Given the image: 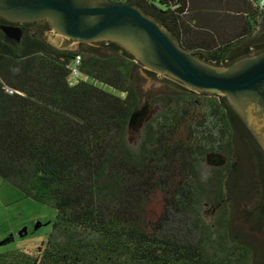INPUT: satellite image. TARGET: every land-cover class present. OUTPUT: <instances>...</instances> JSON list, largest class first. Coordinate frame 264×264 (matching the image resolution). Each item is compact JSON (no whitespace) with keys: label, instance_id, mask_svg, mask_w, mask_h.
<instances>
[{"label":"trees","instance_id":"1","mask_svg":"<svg viewBox=\"0 0 264 264\" xmlns=\"http://www.w3.org/2000/svg\"><path fill=\"white\" fill-rule=\"evenodd\" d=\"M125 3L214 65L264 45L256 0ZM18 27V40L0 31V180L55 218L34 253H0V264H253L252 248L229 234L225 187L241 144H251L222 101L179 86L157 92L129 141L139 103L131 57L112 43L57 50L40 37L45 24ZM74 54L81 61L71 84ZM211 155L219 163L209 165Z\"/></svg>","mask_w":264,"mask_h":264},{"label":"water","instance_id":"2","mask_svg":"<svg viewBox=\"0 0 264 264\" xmlns=\"http://www.w3.org/2000/svg\"><path fill=\"white\" fill-rule=\"evenodd\" d=\"M2 34L18 40V25L43 22L48 32L91 45L112 43L145 69L185 89L223 99L264 151V52L228 66L214 65L182 49L163 26L127 3L107 0H0ZM64 50V49H62ZM148 108L133 112L137 135Z\"/></svg>","mask_w":264,"mask_h":264},{"label":"rangeland","instance_id":"3","mask_svg":"<svg viewBox=\"0 0 264 264\" xmlns=\"http://www.w3.org/2000/svg\"><path fill=\"white\" fill-rule=\"evenodd\" d=\"M107 1L125 3L127 0ZM258 30H260V27H257L254 32ZM263 32L264 30H262ZM3 36L8 40H14L12 36L9 37L4 34ZM40 37L52 48L63 49L62 45L65 39L52 35L48 31L42 32ZM154 77L155 79L151 80L138 67L135 68L131 77L139 97V103L134 112L148 108L145 119H148L153 112V108L150 106L151 98L157 92L163 90L160 83L156 81V79L160 78L159 74L155 73ZM88 82L111 95H119L110 87L91 80ZM128 137L129 141H133L136 135L128 129ZM241 151L246 164L241 166L239 172L233 166L225 185L226 189L231 188L227 204L230 212L229 234L235 241H245L252 248L255 255L253 264H264V214H259L256 210H253L255 203L253 202L254 199L251 200L252 197L260 192V188L255 181L257 170L252 169L251 162L254 160L249 159L246 154L247 150L242 147V144ZM207 161L209 165H216L219 163V158L216 155H211ZM0 185H2V188H0V195H2V198H0V253L20 250L32 254L41 242H45L55 218V211L48 206L23 197L18 190L9 186V184L0 182ZM2 203L5 204V207H3ZM249 211H251L249 217L246 216L248 217L247 219H242L245 212ZM216 215V209L212 207H208L205 210V217L210 222H215Z\"/></svg>","mask_w":264,"mask_h":264},{"label":"flooded vegetation","instance_id":"4","mask_svg":"<svg viewBox=\"0 0 264 264\" xmlns=\"http://www.w3.org/2000/svg\"><path fill=\"white\" fill-rule=\"evenodd\" d=\"M36 24L43 25L45 23L37 22ZM263 37H264V32H263ZM99 43H103V42H96V43H92L91 45H88V44H84V43H80V42H72V41H69V40H65L63 45H62V47H63V49L65 51L72 52L74 50L84 49L87 46H94V45L99 44ZM262 44H264V39H263ZM260 52H264V45L261 46V45H259V43H256L254 45H250L249 48L247 49V52H245V53H243L241 55L235 56L230 61L225 62V64L223 66H228L229 64H231L233 61L237 60L238 58H241V57H244V56H250L252 54H258ZM136 64L138 65V68H140L149 78H151V80L155 79V77H154L155 73L154 72L145 69L143 66H141L138 63H136ZM156 81H158L160 83L161 89H163V90L176 88L177 86H179L181 88H184L179 83L175 82L174 80H170V79H168L166 77H160V78L156 79ZM197 94L205 95V94H202V93H197ZM205 96H209V95H205ZM210 97H214V98L222 101V103L226 106V104L224 103V101H223V99L221 97L215 96V95H210ZM226 107L231 111V113L240 122V124L242 125V127L244 128V130L246 132L247 138H249L248 141L251 144V146H248V147L245 148V150H247L246 154L248 155L249 159L251 158V160H254V161L251 162V165L253 167L252 168L253 170H257V173L255 175L256 176L255 177V181L258 182L257 184L259 186H262V192H259L256 196H254L256 198L252 197L251 200L254 199L253 202L255 203V205L253 207V210L257 207L256 211L257 212L260 211L261 214L263 215L264 214V151L261 148V146L257 143V141L255 140L253 135L250 133V131L243 124V122L239 119V117L236 116L233 113V111L228 106H226ZM246 162H248V161H246ZM243 164H246V163L244 162V158H243V155L241 153L237 157H235L234 161L231 163V168H233V166H235V168L239 172L241 170V166Z\"/></svg>","mask_w":264,"mask_h":264},{"label":"built area","instance_id":"5","mask_svg":"<svg viewBox=\"0 0 264 264\" xmlns=\"http://www.w3.org/2000/svg\"><path fill=\"white\" fill-rule=\"evenodd\" d=\"M256 7L264 15V0H256ZM81 57L79 54H74L67 64L68 70V82L74 83L79 77V66H80ZM8 93L11 91L7 90Z\"/></svg>","mask_w":264,"mask_h":264},{"label":"crops","instance_id":"6","mask_svg":"<svg viewBox=\"0 0 264 264\" xmlns=\"http://www.w3.org/2000/svg\"><path fill=\"white\" fill-rule=\"evenodd\" d=\"M0 182H2L1 180H0ZM3 184H7V183H5V182H2ZM2 185H0V188H2L1 187ZM10 186V185H9ZM14 188V187H13ZM17 190V189H16ZM0 198H2V195H0ZM2 205H3V207H5V204L4 203H2Z\"/></svg>","mask_w":264,"mask_h":264}]
</instances>
